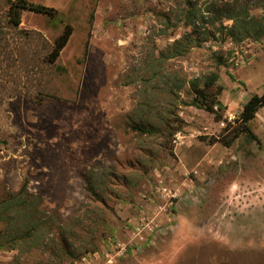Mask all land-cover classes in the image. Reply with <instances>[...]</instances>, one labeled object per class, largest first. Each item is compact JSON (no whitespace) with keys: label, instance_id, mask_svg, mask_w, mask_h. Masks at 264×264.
<instances>
[{"label":"rangeland","instance_id":"rangeland-1","mask_svg":"<svg viewBox=\"0 0 264 264\" xmlns=\"http://www.w3.org/2000/svg\"><path fill=\"white\" fill-rule=\"evenodd\" d=\"M13 1L0 0V203L26 181L34 212L12 205L0 239L37 235L0 249V264H264V108L250 123L258 141L211 144L225 126L190 88L217 73L236 127L264 94V39L222 42L232 1L26 0L59 14L24 11L19 27ZM257 3L246 0L259 20ZM184 37L195 39L188 54L162 56Z\"/></svg>","mask_w":264,"mask_h":264},{"label":"trees","instance_id":"trees-1","mask_svg":"<svg viewBox=\"0 0 264 264\" xmlns=\"http://www.w3.org/2000/svg\"><path fill=\"white\" fill-rule=\"evenodd\" d=\"M231 3H227L229 8L221 11L222 18L233 21L231 28H226L227 36L222 42H226L228 39H231L233 43L242 42L251 37H254L255 40L264 39V0H257L260 2L257 7L262 9L263 16L258 20L251 16V7L246 4V0H231ZM24 11H30L38 15H46L50 18H55L58 16V11L54 8H50L44 5L35 4L28 2L26 0H14L10 7V21L15 27H19L22 24V14ZM225 14V15H224ZM190 21L186 23L187 27L194 25L197 21L195 15H189ZM73 34V27L67 24L61 33V35L56 39L52 52L49 55V62L55 63L60 57L61 52L67 46L70 41V38ZM228 38V39H227ZM195 39L190 37H184L179 40H175L172 45L168 48L166 54L163 53L162 56L169 58H178L188 54L193 46ZM218 65L223 64L222 57H216ZM220 80V77L217 73L212 74L204 82V86L201 85L197 80L190 82V88L194 94V106L204 109L210 114L214 115V118L217 122L225 121L223 119L222 111L225 109L221 101H219V96L222 93V87L217 86L216 83ZM261 108H264V94L252 96L242 107V112L239 115L238 126H234L232 122H226V125L222 131V135L219 137H213L209 140L211 144L221 142L226 147H231L233 143L242 135L246 134L253 140L258 141V137L252 132L250 123L256 118L257 113ZM132 129L140 136H155L162 134L161 129L155 128L152 126L144 124H134ZM175 131H180V127L175 129ZM202 140H206V137H201ZM88 189L93 194L96 192L94 184L91 179H88ZM28 186L25 181L22 186L19 194L12 197L10 200H6L0 203V218H3V214L7 211H10L11 206H15L17 209L31 210V207L28 203V198H33L32 195L27 191ZM28 193L26 197L24 194ZM4 203H8L9 206L5 207ZM30 212V213H31ZM11 219V216H9ZM16 220V217H14ZM14 219L11 220L12 227L14 228ZM19 220L15 221L17 224ZM25 231L20 237L14 236L11 232L8 231V235L4 236L5 238L0 239V249H11L13 250L19 244L27 242V239L31 238L33 234L37 235L36 228H26ZM8 237V238H6ZM34 239L37 236L33 237ZM32 239V238H31ZM37 240V239H35ZM36 243V242H34Z\"/></svg>","mask_w":264,"mask_h":264},{"label":"built area","instance_id":"built-area-1","mask_svg":"<svg viewBox=\"0 0 264 264\" xmlns=\"http://www.w3.org/2000/svg\"><path fill=\"white\" fill-rule=\"evenodd\" d=\"M235 118H236V117H235L234 115H230V117H229V120H230V121H229V122H233V120H236ZM221 125H222V126H225V125H226V122H225V121H222V122H221Z\"/></svg>","mask_w":264,"mask_h":264}]
</instances>
